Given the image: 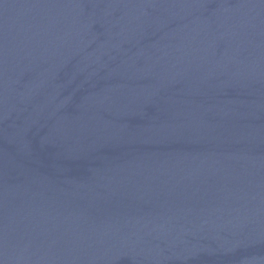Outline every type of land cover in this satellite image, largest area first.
<instances>
[{"label":"water","instance_id":"1","mask_svg":"<svg viewBox=\"0 0 264 264\" xmlns=\"http://www.w3.org/2000/svg\"><path fill=\"white\" fill-rule=\"evenodd\" d=\"M0 264H264V0H0Z\"/></svg>","mask_w":264,"mask_h":264}]
</instances>
